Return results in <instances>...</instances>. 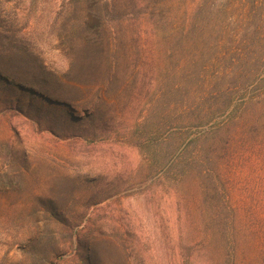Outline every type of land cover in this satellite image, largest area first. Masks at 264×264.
I'll list each match as a JSON object with an SVG mask.
<instances>
[{
  "label": "rangeland",
  "instance_id": "obj_1",
  "mask_svg": "<svg viewBox=\"0 0 264 264\" xmlns=\"http://www.w3.org/2000/svg\"><path fill=\"white\" fill-rule=\"evenodd\" d=\"M96 1L0 0V264H197L165 173L176 40L107 51Z\"/></svg>",
  "mask_w": 264,
  "mask_h": 264
},
{
  "label": "trees",
  "instance_id": "obj_2",
  "mask_svg": "<svg viewBox=\"0 0 264 264\" xmlns=\"http://www.w3.org/2000/svg\"><path fill=\"white\" fill-rule=\"evenodd\" d=\"M96 7L107 51L118 36L176 40L166 48L176 81L165 94L164 122L175 123L179 144L165 173L177 172L185 256L264 264V0H97Z\"/></svg>",
  "mask_w": 264,
  "mask_h": 264
}]
</instances>
